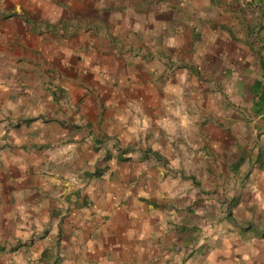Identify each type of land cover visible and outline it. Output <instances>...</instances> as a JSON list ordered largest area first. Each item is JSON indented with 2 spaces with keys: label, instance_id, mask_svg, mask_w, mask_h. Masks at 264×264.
<instances>
[{
  "label": "crops",
  "instance_id": "0c3cea01",
  "mask_svg": "<svg viewBox=\"0 0 264 264\" xmlns=\"http://www.w3.org/2000/svg\"><path fill=\"white\" fill-rule=\"evenodd\" d=\"M0 181L62 264H264V0H0Z\"/></svg>",
  "mask_w": 264,
  "mask_h": 264
},
{
  "label": "rangeland",
  "instance_id": "374dc122",
  "mask_svg": "<svg viewBox=\"0 0 264 264\" xmlns=\"http://www.w3.org/2000/svg\"><path fill=\"white\" fill-rule=\"evenodd\" d=\"M8 13L10 16L15 14L11 11H8ZM66 27L65 24V29ZM41 56L40 52L32 48V50L28 52L26 65L24 61H19L18 48L12 46V55L4 56L5 58L3 57V59H6L10 64L13 83L16 82L15 86H18L19 76H22V78H27L29 82L33 81V86L37 88L35 82L42 77L41 69L39 68L41 60L43 59ZM60 109L63 113H67L68 109L65 105H62ZM33 113L21 118H13V121L11 120L9 123L10 128H8L7 131L17 126L19 127L21 123L24 124L36 119L37 116ZM87 126L88 124L85 125V127ZM93 169V172H91L92 174L102 170V168L97 167H93ZM2 181H0V183H2ZM62 185L63 184H61V187ZM63 196L64 194L60 195L61 198H64ZM64 201H67V198H64ZM61 204L63 205V203ZM70 212L71 207H64V205L61 207L59 206L57 210L49 211L47 215L49 217V222H51L53 218L58 219L59 222L57 226L56 223H44L42 230L37 228L36 225L25 227L23 223H1L0 264H62L64 252L63 233L65 231L63 225L65 224V219L70 215ZM54 228L56 230L52 233Z\"/></svg>",
  "mask_w": 264,
  "mask_h": 264
}]
</instances>
